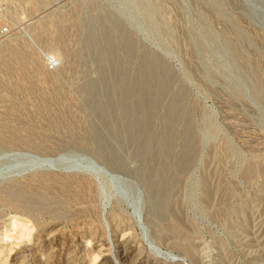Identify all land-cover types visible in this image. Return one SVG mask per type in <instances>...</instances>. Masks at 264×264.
Wrapping results in <instances>:
<instances>
[{"label": "rangeland", "instance_id": "obj_1", "mask_svg": "<svg viewBox=\"0 0 264 264\" xmlns=\"http://www.w3.org/2000/svg\"><path fill=\"white\" fill-rule=\"evenodd\" d=\"M2 26L0 264H264V0H0Z\"/></svg>", "mask_w": 264, "mask_h": 264}, {"label": "built area", "instance_id": "obj_2", "mask_svg": "<svg viewBox=\"0 0 264 264\" xmlns=\"http://www.w3.org/2000/svg\"><path fill=\"white\" fill-rule=\"evenodd\" d=\"M10 29L7 26L0 27V43L9 36ZM60 62L55 57H48L47 58V68L50 71H55L59 68Z\"/></svg>", "mask_w": 264, "mask_h": 264}, {"label": "bare ground", "instance_id": "obj_3", "mask_svg": "<svg viewBox=\"0 0 264 264\" xmlns=\"http://www.w3.org/2000/svg\"><path fill=\"white\" fill-rule=\"evenodd\" d=\"M205 19V18H204ZM199 23V22H198ZM202 28V27H201ZM229 41V40H228ZM227 43H229V42H227ZM228 47H230V48H232L233 46H232V43L230 44H228L227 45ZM210 48V47H209ZM128 244V243H127ZM124 246V245H123ZM123 246H121V247H123ZM127 246V245H126ZM127 248H129V247H127ZM125 249V248H124ZM131 249V248H130ZM129 251V250H128ZM133 251V250H132ZM126 253H128V252H126ZM130 254V253H129ZM67 262V264L69 263L68 261H66ZM66 262H64V263H66ZM58 264H63L62 262H58Z\"/></svg>", "mask_w": 264, "mask_h": 264}]
</instances>
